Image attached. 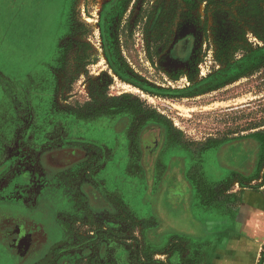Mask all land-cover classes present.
I'll use <instances>...</instances> for the list:
<instances>
[{"label": "rangeland", "instance_id": "rangeland-1", "mask_svg": "<svg viewBox=\"0 0 264 264\" xmlns=\"http://www.w3.org/2000/svg\"><path fill=\"white\" fill-rule=\"evenodd\" d=\"M261 1L0 0V264H180L171 237L211 217L198 194L264 192L247 139L264 132L247 131L264 125V71L235 79L264 55L219 60L214 32L264 16ZM128 100L127 117L101 114ZM8 222L37 236L33 257L4 240Z\"/></svg>", "mask_w": 264, "mask_h": 264}, {"label": "crops", "instance_id": "crops-1", "mask_svg": "<svg viewBox=\"0 0 264 264\" xmlns=\"http://www.w3.org/2000/svg\"><path fill=\"white\" fill-rule=\"evenodd\" d=\"M105 193L106 197L111 195L109 191ZM196 198L200 204L198 207L211 217L202 221L204 233L180 232V236L171 237V239L180 238V260L182 256L184 258L180 264L188 263L186 262L188 257H192V261L196 260L197 264H259L264 247L263 190L241 188L236 191L234 199H226L217 207L213 204H204L199 199V194ZM111 199L106 201L108 210L103 209L98 215L105 216L106 212L114 211L115 207L112 204H115V200ZM121 200L135 221L149 222L153 218V216L139 218L122 196ZM152 231L150 229V238H152ZM156 233L160 234V232ZM146 239L149 240V234L146 235ZM167 244L168 242L165 245ZM163 250L165 249L162 247L159 252L163 253Z\"/></svg>", "mask_w": 264, "mask_h": 264}, {"label": "trees", "instance_id": "trees-1", "mask_svg": "<svg viewBox=\"0 0 264 264\" xmlns=\"http://www.w3.org/2000/svg\"><path fill=\"white\" fill-rule=\"evenodd\" d=\"M261 3H264V0L261 1ZM260 5V3L257 4ZM66 15V14H65ZM231 19H228V29L223 32L221 30H216L215 33V41L216 44L219 48V53H218V58L219 60L225 61L222 59V56L228 58L231 56V52H234L236 50L241 51V56L236 59L235 61H240L242 58L244 59H249V57L253 54L252 58L254 57H260L264 55V45H256V47H248L247 43V31L252 32V34L257 37L260 41L264 42V16L258 18H253V19H248L242 14H233L230 16ZM200 27L196 28L197 33L199 32L198 29ZM196 33V34H197ZM189 36H192L190 34ZM194 38V46H193V51L189 55V60L188 61H193L196 56H199L197 54V47L198 43L197 42V35L192 36ZM196 42V43H195ZM226 54V55H225ZM262 54V55H261ZM197 58V57H196ZM227 58V61H230V59ZM243 59V60H244ZM196 60H194L195 62ZM264 71V60L261 63L255 64L250 68H245L243 69L235 79L238 78H251L254 75H257L260 72ZM117 102V101H116ZM114 104V106L111 107H103L101 114H113L116 116H122V117H127V111L131 110L133 107H131V104H136V102H131V101H120ZM130 114V113H129ZM261 127H264V125L255 123L251 124V126L248 128L247 131H253L257 130ZM255 137V138H254ZM247 139L249 140L250 146L254 147L256 145L258 152L264 150V132L255 134L252 136H248ZM257 140V141H256ZM124 205V204H123ZM151 247L147 248V251L150 250ZM196 261V260H195ZM183 262V260H182ZM197 263V262H196ZM124 264H126L124 262Z\"/></svg>", "mask_w": 264, "mask_h": 264}, {"label": "flooded vegetation", "instance_id": "flooded-vegetation-1", "mask_svg": "<svg viewBox=\"0 0 264 264\" xmlns=\"http://www.w3.org/2000/svg\"><path fill=\"white\" fill-rule=\"evenodd\" d=\"M198 27V26H197ZM191 34V33H190ZM190 34H188L187 36H189ZM195 34H192V36ZM187 36H185L184 38H180L179 42L176 44L174 50H173V55L174 53L179 50L180 48V41L185 39ZM176 57H178L180 59V55H176ZM182 57L181 59L184 60ZM187 59V57H186ZM7 231L5 232V236H4V240L6 238V240L8 239L7 236H9L10 234H12L14 241L17 243V248H19V250L24 251L25 255L24 257H27V255L32 254V257L34 255V251H36V249H38V238L37 236H35V234L30 231L29 228L25 227L24 224L22 223H11L8 222L7 225ZM23 257V258H24Z\"/></svg>", "mask_w": 264, "mask_h": 264}, {"label": "water", "instance_id": "water-1", "mask_svg": "<svg viewBox=\"0 0 264 264\" xmlns=\"http://www.w3.org/2000/svg\"><path fill=\"white\" fill-rule=\"evenodd\" d=\"M263 264H264V262H263Z\"/></svg>", "mask_w": 264, "mask_h": 264}]
</instances>
